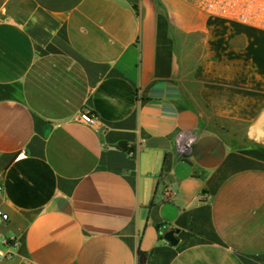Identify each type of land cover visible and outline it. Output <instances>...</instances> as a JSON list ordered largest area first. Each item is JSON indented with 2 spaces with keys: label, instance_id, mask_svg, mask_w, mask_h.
<instances>
[{
  "label": "crops",
  "instance_id": "0c3cea01",
  "mask_svg": "<svg viewBox=\"0 0 264 264\" xmlns=\"http://www.w3.org/2000/svg\"><path fill=\"white\" fill-rule=\"evenodd\" d=\"M262 146V29L186 0H0L1 264H264Z\"/></svg>",
  "mask_w": 264,
  "mask_h": 264
},
{
  "label": "built area",
  "instance_id": "2783aa9c",
  "mask_svg": "<svg viewBox=\"0 0 264 264\" xmlns=\"http://www.w3.org/2000/svg\"><path fill=\"white\" fill-rule=\"evenodd\" d=\"M193 2L202 11L219 17L236 20L238 22L264 30V0H186ZM80 119L86 124L98 121L88 109L80 112ZM190 142L188 140L176 141V149L179 154L188 152ZM1 191V187H0ZM175 191L171 185H165L162 189V199H169ZM8 219V214L0 210V223ZM19 246L18 238L11 235L0 234V264L4 260H12L16 256ZM25 264H31L25 262ZM138 264H140L138 262Z\"/></svg>",
  "mask_w": 264,
  "mask_h": 264
},
{
  "label": "water",
  "instance_id": "95a60500",
  "mask_svg": "<svg viewBox=\"0 0 264 264\" xmlns=\"http://www.w3.org/2000/svg\"><path fill=\"white\" fill-rule=\"evenodd\" d=\"M118 145L120 147H124L125 143L119 142ZM177 230L176 229H169L168 231L165 232L164 234V239L167 240L170 244H175L176 243V234Z\"/></svg>",
  "mask_w": 264,
  "mask_h": 264
},
{
  "label": "trees",
  "instance_id": "16d2710c",
  "mask_svg": "<svg viewBox=\"0 0 264 264\" xmlns=\"http://www.w3.org/2000/svg\"><path fill=\"white\" fill-rule=\"evenodd\" d=\"M135 6V5H133ZM261 150L264 151V147H261ZM145 261H146V254L142 251H138V262L140 264H145Z\"/></svg>",
  "mask_w": 264,
  "mask_h": 264
},
{
  "label": "rangeland",
  "instance_id": "374dc122",
  "mask_svg": "<svg viewBox=\"0 0 264 264\" xmlns=\"http://www.w3.org/2000/svg\"><path fill=\"white\" fill-rule=\"evenodd\" d=\"M241 23V22H240ZM264 31V30H263ZM262 147H264V146H262ZM258 149L260 150L261 149V147H258Z\"/></svg>",
  "mask_w": 264,
  "mask_h": 264
}]
</instances>
